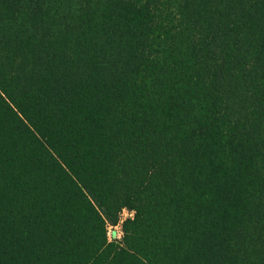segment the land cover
<instances>
[{"label": "trees", "instance_id": "obj_1", "mask_svg": "<svg viewBox=\"0 0 264 264\" xmlns=\"http://www.w3.org/2000/svg\"><path fill=\"white\" fill-rule=\"evenodd\" d=\"M0 264H264V0H0Z\"/></svg>", "mask_w": 264, "mask_h": 264}, {"label": "rangeland", "instance_id": "obj_2", "mask_svg": "<svg viewBox=\"0 0 264 264\" xmlns=\"http://www.w3.org/2000/svg\"><path fill=\"white\" fill-rule=\"evenodd\" d=\"M133 216V213L132 212H129L127 210H123L121 215H120V219L121 221H124L130 217ZM114 233H117V238L118 239H121L122 237V233H121V230H120V226H116V227H110L109 228V238L112 239L113 238V234Z\"/></svg>", "mask_w": 264, "mask_h": 264}, {"label": "water", "instance_id": "obj_3", "mask_svg": "<svg viewBox=\"0 0 264 264\" xmlns=\"http://www.w3.org/2000/svg\"><path fill=\"white\" fill-rule=\"evenodd\" d=\"M113 237L116 238V237H117V233H114V234H113Z\"/></svg>", "mask_w": 264, "mask_h": 264}]
</instances>
